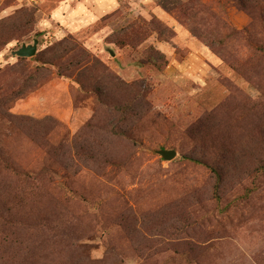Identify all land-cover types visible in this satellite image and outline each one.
<instances>
[{
	"label": "rangeland",
	"instance_id": "1",
	"mask_svg": "<svg viewBox=\"0 0 264 264\" xmlns=\"http://www.w3.org/2000/svg\"><path fill=\"white\" fill-rule=\"evenodd\" d=\"M0 264H264V0H0Z\"/></svg>",
	"mask_w": 264,
	"mask_h": 264
},
{
	"label": "water",
	"instance_id": "2",
	"mask_svg": "<svg viewBox=\"0 0 264 264\" xmlns=\"http://www.w3.org/2000/svg\"><path fill=\"white\" fill-rule=\"evenodd\" d=\"M37 46V39H34L33 44H22L19 48L12 51V54H15L20 57H29L35 54ZM164 159H171L175 155L173 149H159L157 151Z\"/></svg>",
	"mask_w": 264,
	"mask_h": 264
}]
</instances>
